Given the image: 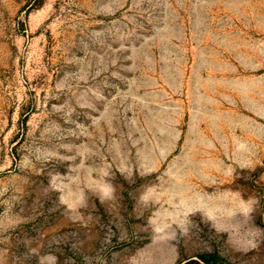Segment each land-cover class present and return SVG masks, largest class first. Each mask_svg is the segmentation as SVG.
Wrapping results in <instances>:
<instances>
[{
    "label": "rangeland",
    "instance_id": "obj_1",
    "mask_svg": "<svg viewBox=\"0 0 264 264\" xmlns=\"http://www.w3.org/2000/svg\"><path fill=\"white\" fill-rule=\"evenodd\" d=\"M213 255L264 264V0H0V264Z\"/></svg>",
    "mask_w": 264,
    "mask_h": 264
},
{
    "label": "trees",
    "instance_id": "obj_2",
    "mask_svg": "<svg viewBox=\"0 0 264 264\" xmlns=\"http://www.w3.org/2000/svg\"><path fill=\"white\" fill-rule=\"evenodd\" d=\"M201 259H202V261H204L206 264H214L213 261H217L219 258H218L217 256L213 255V256H210L209 258H207V257H202ZM210 259H211V260H210Z\"/></svg>",
    "mask_w": 264,
    "mask_h": 264
}]
</instances>
